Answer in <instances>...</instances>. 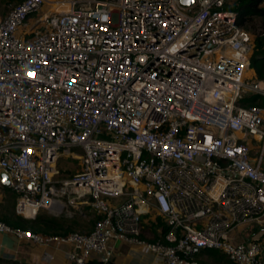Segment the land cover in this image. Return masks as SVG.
I'll list each match as a JSON object with an SVG mask.
<instances>
[{
  "label": "built area",
  "instance_id": "2783aa9c",
  "mask_svg": "<svg viewBox=\"0 0 264 264\" xmlns=\"http://www.w3.org/2000/svg\"><path fill=\"white\" fill-rule=\"evenodd\" d=\"M229 2L21 0L0 15V187L25 218L96 216L17 237L68 243L70 264L110 261L114 240L166 264L204 249L263 264L264 78ZM64 157L79 160L68 177Z\"/></svg>",
  "mask_w": 264,
  "mask_h": 264
},
{
  "label": "crops",
  "instance_id": "0c3cea01",
  "mask_svg": "<svg viewBox=\"0 0 264 264\" xmlns=\"http://www.w3.org/2000/svg\"><path fill=\"white\" fill-rule=\"evenodd\" d=\"M3 189L8 190L9 188L4 186ZM2 221L6 223L4 220ZM7 225L9 226V224ZM13 228L9 226L7 230H0V264H70L67 258V251L70 248L68 243L59 245L34 243L28 238L17 237L12 231ZM10 254L14 255L13 259L5 257ZM46 254H51L52 258H47ZM110 258L115 264H166L155 254L144 252L140 247L120 240L113 241ZM195 259L199 264H235L229 258L224 261H216L212 253L206 249L197 253Z\"/></svg>",
  "mask_w": 264,
  "mask_h": 264
},
{
  "label": "rangeland",
  "instance_id": "374dc122",
  "mask_svg": "<svg viewBox=\"0 0 264 264\" xmlns=\"http://www.w3.org/2000/svg\"><path fill=\"white\" fill-rule=\"evenodd\" d=\"M20 1L21 0H0V15L4 16V14L7 11H9V9H11L15 4H17ZM235 4H236V0H230V2H229L230 6L233 7ZM263 5H264V3H263ZM49 6L50 5L47 4L46 9ZM36 16H37L36 14L30 15L29 22L32 21ZM243 27L245 29H247L252 35V40H253V51H252V53L254 51H256L257 44L259 42L261 44V48L264 49V14L252 16L251 20H247L243 24ZM251 77L256 78L257 77L256 73L253 72ZM249 80H252V79L250 78ZM59 168L61 171V176H63V177L71 176L79 168V160L73 159L70 157L61 158L59 160ZM118 198L119 197H114L113 199L118 200ZM15 201H16V194L12 190H10V189L5 190V189H3V187H0V221H2L5 218L10 217L12 219H19V220H21L20 222H24L23 221L24 219H22V218H25V217L16 214V212L14 210ZM39 214L49 216V217H56V218L63 219L66 223L71 225L72 231H77V232H88V231L92 230L94 223H95V220H96V216L94 215L93 212H88L86 216L73 215L71 217L66 216L64 214L54 215L52 213H49L46 210H41L39 212ZM35 218H32V219H35ZM25 219L29 220L31 218H25ZM146 223H145V225L143 224V228H144V235L143 236H144V238L149 239V240L156 239L159 236V234L156 230L155 225H152L149 222H146ZM21 224H23V223H21ZM9 226H11V225H9ZM16 227H19V226H16ZM22 228H25L29 231L40 233L43 235H63L60 233H53V232H51L52 231L51 229H49L48 231H44L43 230L44 227L42 229H39V231H35V230H33L32 227H27V226L22 227ZM153 230L156 231L158 236H156V237L154 236L155 234L153 233ZM213 251H217V250L216 249L208 250L209 253H213Z\"/></svg>",
  "mask_w": 264,
  "mask_h": 264
},
{
  "label": "trees",
  "instance_id": "16d2710c",
  "mask_svg": "<svg viewBox=\"0 0 264 264\" xmlns=\"http://www.w3.org/2000/svg\"><path fill=\"white\" fill-rule=\"evenodd\" d=\"M264 0H236V4L232 7L237 13V23L242 25L247 21L251 20L254 15L264 14ZM251 67L254 69L256 76L258 78H264V49L261 48L260 42L257 44V49L252 53L251 56ZM244 100V99H242ZM22 218V217H21ZM24 219V222H20L19 219L5 218L3 219L7 224L12 227L19 226L22 227H32L33 230L39 231L42 229L48 231L51 229L53 233L67 234L72 231L70 224L66 223L63 219L56 217H49L45 215H38L35 219ZM147 222H149L147 220ZM23 223V224H21ZM25 229V228H22ZM154 236H158L156 231L153 230ZM212 250V249H206ZM213 258L216 261H224L228 259L225 254L219 253L218 251H213ZM87 264H115L113 261L104 262L98 259H91ZM263 264H264V250H263Z\"/></svg>",
  "mask_w": 264,
  "mask_h": 264
},
{
  "label": "water",
  "instance_id": "95a60500",
  "mask_svg": "<svg viewBox=\"0 0 264 264\" xmlns=\"http://www.w3.org/2000/svg\"><path fill=\"white\" fill-rule=\"evenodd\" d=\"M180 1L185 5H191L194 2V0H180ZM1 177H2V182L7 185L9 183L8 175L5 172H2Z\"/></svg>",
  "mask_w": 264,
  "mask_h": 264
},
{
  "label": "bare ground",
  "instance_id": "6f19581e",
  "mask_svg": "<svg viewBox=\"0 0 264 264\" xmlns=\"http://www.w3.org/2000/svg\"><path fill=\"white\" fill-rule=\"evenodd\" d=\"M60 4H54L53 7L56 8L57 6H59ZM60 7H62V5H60ZM251 70H248L247 73H250Z\"/></svg>",
  "mask_w": 264,
  "mask_h": 264
}]
</instances>
